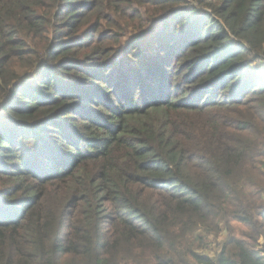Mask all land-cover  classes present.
I'll return each instance as SVG.
<instances>
[{
    "label": "trees",
    "instance_id": "trees-1",
    "mask_svg": "<svg viewBox=\"0 0 264 264\" xmlns=\"http://www.w3.org/2000/svg\"><path fill=\"white\" fill-rule=\"evenodd\" d=\"M0 264H264V0H0Z\"/></svg>",
    "mask_w": 264,
    "mask_h": 264
},
{
    "label": "rangeland",
    "instance_id": "rangeland-1",
    "mask_svg": "<svg viewBox=\"0 0 264 264\" xmlns=\"http://www.w3.org/2000/svg\"><path fill=\"white\" fill-rule=\"evenodd\" d=\"M127 41H130V36H127V37H126V42H127Z\"/></svg>",
    "mask_w": 264,
    "mask_h": 264
}]
</instances>
